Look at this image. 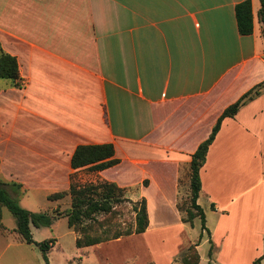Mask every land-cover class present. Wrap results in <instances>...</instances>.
<instances>
[{
	"label": "crops",
	"instance_id": "1",
	"mask_svg": "<svg viewBox=\"0 0 264 264\" xmlns=\"http://www.w3.org/2000/svg\"><path fill=\"white\" fill-rule=\"evenodd\" d=\"M244 1L0 0V49L20 74L0 79V181L19 187L10 193L24 209L48 214L68 207L69 196L49 197L72 184H115L145 201L149 227L107 246L181 229L166 264L185 244H198L199 264H253L264 255V92L223 121L209 148L198 200L207 230L191 238L200 218L192 227L181 210L193 155L264 82L261 5L250 0L254 31L242 36ZM101 145L114 147L115 165L72 168L78 147ZM5 209L2 254L8 234L19 239ZM153 209L174 221L154 228Z\"/></svg>",
	"mask_w": 264,
	"mask_h": 264
},
{
	"label": "trees",
	"instance_id": "2",
	"mask_svg": "<svg viewBox=\"0 0 264 264\" xmlns=\"http://www.w3.org/2000/svg\"><path fill=\"white\" fill-rule=\"evenodd\" d=\"M259 1L261 7L258 17L263 26L262 34L264 36V0ZM236 18L239 33L242 36L252 35L254 31V16L252 2L250 0L244 1L236 6ZM19 78L20 74L17 60L12 56L3 53L0 49V79L17 81ZM263 92L264 82L246 93L235 104L227 108L213 128L209 138L199 146L193 155L190 165L191 180L189 199L191 208L187 211V218L183 219L184 223L190 224L193 227L194 220L200 218L202 231L204 232L207 230L206 215L203 209L198 205V200L202 191L200 172L205 166L209 148L215 141L223 121L226 118L235 117L241 108L259 97ZM114 155L115 150L112 145L80 146L73 156L72 168L81 169L92 166L94 170H104L117 163L116 160L112 159ZM10 191L17 196L20 194V189L17 185H7L0 181V229H5L2 220L3 209L6 208L16 220V232L22 237L27 245L37 246L42 253L45 263L50 264L48 254L53 247V242L51 240H46L42 243H36L33 238L31 226L36 228H50L57 220H59L60 214L57 212L54 214L30 212L21 206L18 197L12 196ZM124 193V190L115 184L102 183L98 185L91 184L88 186L72 184L68 192L51 195L49 200L56 201L63 199L66 196L71 197V210L67 215L68 226L79 235L76 240V246L77 248L82 249L119 240L124 237L141 235L147 231L149 227V217L146 203L143 200L139 203H133L135 204L134 211L136 213L134 229L130 228L125 231H116L113 235H107L105 237L92 236L88 233V228L84 226L86 221L96 222L94 219L96 215H104L105 219L103 221H107L114 214L113 204L119 205L124 202L132 203L125 198ZM136 204L139 205V208ZM200 239H202V235L200 236ZM197 246L198 244L191 245L187 250L188 254H180L173 259V264H199L200 256L196 249ZM211 255L212 249L209 253V256ZM263 260L264 255L258 258L253 264H262Z\"/></svg>",
	"mask_w": 264,
	"mask_h": 264
},
{
	"label": "rangeland",
	"instance_id": "3",
	"mask_svg": "<svg viewBox=\"0 0 264 264\" xmlns=\"http://www.w3.org/2000/svg\"><path fill=\"white\" fill-rule=\"evenodd\" d=\"M98 185L101 183L82 182L81 186ZM125 196V193H124ZM70 197V196H69ZM190 196L183 199L181 202V210L184 212V218H187V211L191 208ZM72 199L68 207L64 206V210L55 211L60 214L59 220L54 223L53 228H35L33 229V238L36 243H42L46 240L53 242V247L50 250L48 257L50 264H153L155 260L159 264H166L169 253L175 246V238L179 235L181 229H173L161 235L159 231L148 236H137L135 238L125 240L119 244L103 246L97 248H82L76 246V241L79 235L69 229L67 223V215L71 210ZM138 205V204H136ZM114 214L109 220L105 219L104 215H96V222L86 221L84 226L88 228V233L92 236L105 237L113 235L116 231H125L134 229L136 222V213L134 211L135 204L124 202L122 204H113ZM139 208V205H138ZM158 209L151 211L152 224L154 228L174 221L172 214L161 215L157 213ZM6 220L5 224L8 228L12 225L8 218L15 221L12 214L5 209ZM66 217V218H65ZM201 220L196 219V230L191 232V238H197L201 232ZM74 233V234H73ZM18 238L14 235H7L5 238V253L0 251V264H46L40 249L35 246H29L25 243L22 237L17 233ZM185 240L186 236L181 235ZM189 236V237H190ZM76 238V239H75ZM125 238V237H124ZM165 239V243H162ZM166 244V245H165ZM55 245V247H54ZM106 245V246H105ZM190 246H183V255L188 254L187 250ZM179 256V255H178Z\"/></svg>",
	"mask_w": 264,
	"mask_h": 264
}]
</instances>
